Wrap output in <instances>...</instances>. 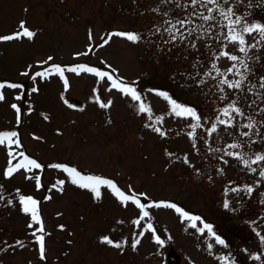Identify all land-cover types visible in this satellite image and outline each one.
Instances as JSON below:
<instances>
[{"label": "rangeland", "instance_id": "374dc122", "mask_svg": "<svg viewBox=\"0 0 264 264\" xmlns=\"http://www.w3.org/2000/svg\"><path fill=\"white\" fill-rule=\"evenodd\" d=\"M190 3L180 0L178 7L175 0H0V37L20 31L22 21L35 33L31 39H0V84L5 85L0 88V133L18 129L11 145L0 144V264H44L39 244L30 235L40 224L29 227L31 216L19 202L20 195L34 194L36 177L51 187L40 217L46 234L45 264H163L169 245L178 251L176 264H264V177L259 174L264 160L245 166L225 154L241 152L250 161L264 155V41L255 32L245 34V55L225 38L227 21L216 12V20L208 23L191 16L193 24L187 29L203 27L169 41L163 30L166 20L183 19L194 11L207 15V8L214 7H183ZM222 6L232 7L248 23L264 25V0H229ZM113 32L135 33L140 39L113 36L104 43ZM222 51L243 59L247 71L239 60L217 59ZM233 64L245 75L239 89L220 84L222 79H240L235 69L228 71ZM77 65L133 87L142 78L141 101L111 88L107 78L66 70ZM53 66L65 69L63 79ZM37 72L45 75L35 76ZM157 93L193 109L200 126L193 129L196 121L191 117L175 116L169 100ZM73 98L80 107L71 104ZM109 101V107L100 106ZM141 102L151 111L139 112ZM233 103L243 115L231 113L230 127L218 124V117L228 119L221 113ZM250 122L253 128L244 127ZM213 124L217 130L209 135ZM233 143L241 147H228ZM25 156L46 166L5 176L19 159L26 163ZM52 165L109 179L126 195L135 193L144 205L170 202L199 219H183L175 209L146 207L158 224L155 234L164 241L161 247L146 229L149 222L155 226L150 216L137 226L133 221L140 211L134 204L123 205L106 186L97 199ZM205 225L211 226V233ZM105 236L123 246L102 243ZM217 236L224 244L216 242ZM137 238L140 243L133 250Z\"/></svg>", "mask_w": 264, "mask_h": 264}, {"label": "snow or ice", "instance_id": "6c2138e0", "mask_svg": "<svg viewBox=\"0 0 264 264\" xmlns=\"http://www.w3.org/2000/svg\"><path fill=\"white\" fill-rule=\"evenodd\" d=\"M165 2H172V0H165ZM175 3L177 4L178 7L181 6L180 0H175ZM228 3H229V0H191L190 5L188 4L183 5L185 9H187L188 7L195 8L197 5H200L201 7H206L208 4H211L214 7L207 8V12H208L207 15H205L203 12L197 13L194 11L190 14V16L186 15L185 18L183 19H176L175 21H173L172 19H168L165 21V23L168 26L164 28L163 30L169 34V41H175L177 38L184 39L186 33L188 35H191L193 32L196 31L197 27H203V25H200V26L193 27L191 30L187 29L186 25L193 24V20L191 19V16H198L204 22L208 23V22H212L216 20V16L213 15V13L216 12L219 16L223 17L225 21H227V24L223 25L224 27H227L228 29V33L225 38L228 40L229 43L238 44L240 46L239 51L245 53L246 55L248 49L245 47L246 45L245 34L251 35L252 33L255 32L260 36V40L264 41V25L257 24V23H248L243 17L237 15L234 12L232 7L225 8L222 6V5H227ZM164 15L167 16L168 14L164 13ZM237 26H239V28H237ZM19 27H20V31L12 35H9V36L0 37V39L14 40V39H20L22 36L27 37L29 39L34 37L35 33L29 30L25 26V22L22 21ZM156 31L159 32L160 29L157 28ZM113 36H121L131 42H136L138 39H140L139 35L135 33L113 32V33L108 34V39H106L104 43H108V40H110L111 37ZM89 38L90 39L92 38L91 32L89 33ZM259 42L260 41H258L257 43ZM253 46L254 45H250L249 47H253ZM193 47H195V44H193ZM83 54L87 55V53H83ZM220 56H227L232 61L239 60L241 67L244 68L245 72L247 71L248 66L243 59H239L235 55H230L226 51L220 52L219 55L217 56V59H219ZM51 59L52 58L49 57V60ZM213 68H215V65H213ZM53 69L56 73H59L61 75V78L63 79V72L65 71V69H62L60 66H53ZM233 69L236 70V74L240 76V79H237L235 81H229L227 79H222L220 81V84L227 85L229 88L239 89L242 87L244 83L245 75L244 73L240 72V69L237 68L235 64H233V66L229 68L228 71L231 73ZM66 70L68 72L76 73L77 75H79L81 72L91 73L99 77L101 80L107 78V80L111 82V88H115L121 93H123L124 95L130 96L132 100L134 101H141L140 94L137 93V91L135 90L133 86L124 84L123 81L121 80L114 79L112 75L106 72L99 71L95 68L88 67L85 65L67 67ZM51 72L52 70H49V74H51ZM217 74L219 75L220 73L218 72ZM44 75H45L44 72H37L35 74V76H41V77H43ZM35 76L33 77L34 79H35ZM65 85L67 86V80H65ZM4 86L5 85L0 84V88H3ZM7 86L12 87V88L20 87V85H15V84H9ZM261 87H264V84H261ZM32 91L35 92L36 89L33 88ZM157 94L163 96L166 100H169V103L171 104V111L175 116L191 117L194 121H196V123L192 125L193 129L200 126L199 124L200 118L197 116V113L193 109L188 108V107H183V106L176 104L175 102L171 101L165 93H157ZM19 98L20 97H17V99ZM3 99H4V96L2 93H0V100H3ZM110 104L111 102L109 101L108 103H102L100 106L107 108L110 106ZM13 107L15 108L16 106L13 105ZM145 111L150 112L151 110L150 108H146L145 104L141 102L139 104V112L143 113ZM231 113H236V115H243L242 110L239 107H237L235 103H233L232 105H229L228 107L224 108L221 113V115L228 117V119L225 120V119H220L218 117L217 123L221 125H226L229 127L232 126V122L234 118L232 117ZM160 119L161 118H157V122H159ZM253 126H254V123L252 122L248 123L247 125H244V127H247L249 129L253 128ZM154 130L160 131L158 128H154ZM216 130H217V124H213L211 129L209 130V135H211V133L215 132ZM163 134L164 133L161 132V135ZM248 134L249 133H242V135H248ZM190 135L192 134L190 133ZM17 136L18 134L15 131L0 133V144H5L7 142L9 145H11V143L13 142V138H17ZM16 143H17V146H19L18 139L16 140ZM228 147L240 148L241 144L233 143V144H230ZM225 154L228 156H233L234 158L241 160L245 166H249L250 163H258L259 161L264 160V155H256L255 159L250 161L249 159H245L244 158L245 154L241 152H235V153L226 152ZM21 155H23V153H21ZM9 156L10 157L12 156L11 151L9 152ZM24 160L26 161V163H19L15 166L8 167L7 170L5 171V176L11 177L14 172L18 171L21 168H25V169L41 168V165L37 163L35 160L29 159L26 156L24 157ZM185 162H187V158H185ZM10 164H11V161H10ZM52 167L61 168L64 172H66L69 175V177L71 178V182L73 184L77 185L80 188L90 190L94 194L95 198L97 199H99L101 196V191H100L101 186H106L112 191V193L117 197V199L123 205L127 206L129 202L134 204L138 209H140V218L133 221V223L136 224L137 226L140 225L141 220H144L145 218L149 217V212L145 210L146 207H156V208L163 207V208L175 209V211L179 213L183 219H187L191 221H195L199 219L198 217H193L189 215L188 213L183 212L179 207H177L175 204L170 203V202H155L151 205H144L140 202V200L137 198L135 193H133L132 195H126L123 191H121L117 187V185L113 181L109 179L101 178L98 176H92V175L85 176V175H82L75 168H69L63 165H52ZM252 171H255V169H252ZM259 174L261 177H264V169H262ZM36 179H37V184L39 185V177H36ZM58 183L63 185V181H59ZM60 190H62V188ZM237 190L238 189H233V191H237ZM245 190L248 193L252 192L251 187H248ZM0 199H3V196H0ZM19 202L22 206V211L25 214H29L31 216L32 223L29 224V227L31 228L33 224L41 225V227L36 229V232L41 233V235H36V232H34L33 235L36 236V241L39 244L40 258L45 259V244H44V235H43L44 229H43L42 221H41L40 214H39L38 202L30 196L26 197L23 195L19 196ZM8 203L11 204L12 201L9 200ZM225 207L226 208L228 207L227 202H225ZM192 226H195V225L193 224ZM62 227L63 226H61V228ZM204 227L207 228L208 231L211 233L210 225H205ZM146 229L148 231L153 232L154 241L162 247L164 245V241L158 235L155 234V229L153 228V225L151 222L147 223ZM200 231H203V229H200ZM140 235L142 236L143 232H141ZM101 242L109 244L116 248H121L123 246L122 243H115L111 239H109L107 236L102 237ZM216 242L219 244H224V241L218 236L216 237ZM139 243H140V239L138 238L132 242L131 246L133 250L136 249ZM16 244L23 246L22 241H17ZM209 249H211V245H209Z\"/></svg>", "mask_w": 264, "mask_h": 264}, {"label": "trees", "instance_id": "16d2710c", "mask_svg": "<svg viewBox=\"0 0 264 264\" xmlns=\"http://www.w3.org/2000/svg\"><path fill=\"white\" fill-rule=\"evenodd\" d=\"M103 68H104V67H103ZM104 69H105V68H104ZM142 84H143V83H142V78H140V79L138 80V82L134 84V87L136 88V91H137L138 94H140V96H142V93H143V85H142ZM16 132H18V129H16ZM22 153H25V152L22 151ZM15 155H16V154H15ZM13 156H14V155H13ZM11 160H12V159H11ZM13 161H14V159H13ZM19 163H23V160H22V159H21V160L19 159L16 163H14L13 166H15V165H17V164H19ZM38 163L41 165V168H40V169H43L44 166H46V164L43 163V162H41V161H38ZM39 182L41 183V185H40V186H39V185H34V186H33V187H34V189H33L34 194H32L30 197H32L33 199H35V200L38 202V209H39V214H40V217H41V215H42V213H41V205H42L43 202L45 201V198H44L45 194H47L48 190H49L51 187L48 186L47 184L42 183V182H41V179H39ZM42 187H43V188H42ZM38 192H40V194H37ZM145 210L148 211L147 208H146ZM139 211H140V209H139ZM148 212H149V211H148ZM150 214H151V213L149 212V216H150L152 222L155 223V221H154L152 215H150ZM43 225H44V224L42 223V226H43ZM157 225H158V224L156 223V227L158 228ZM39 227H41V225H40V226H35V225H34V226L32 227L33 233L36 232V229L39 228ZM43 229H44V226H43ZM156 232H157V231H156ZM33 233L31 232L30 235L32 236L31 238H32V240L34 241L35 238H36V236H34ZM36 235H41V233L36 232ZM43 235H44V239H45V237H46L45 232L43 233ZM44 244H45V241H44ZM45 248H46V244H45ZM46 260H47V257H45L44 264H45Z\"/></svg>", "mask_w": 264, "mask_h": 264}, {"label": "water", "instance_id": "95a60500", "mask_svg": "<svg viewBox=\"0 0 264 264\" xmlns=\"http://www.w3.org/2000/svg\"><path fill=\"white\" fill-rule=\"evenodd\" d=\"M73 105L78 106L79 102L76 99L72 100ZM164 263L165 264H170L172 262L177 261V251L172 247H168L167 250L164 252Z\"/></svg>", "mask_w": 264, "mask_h": 264}]
</instances>
